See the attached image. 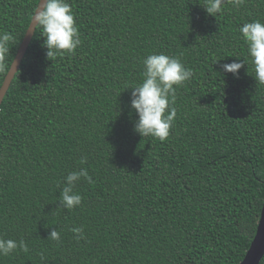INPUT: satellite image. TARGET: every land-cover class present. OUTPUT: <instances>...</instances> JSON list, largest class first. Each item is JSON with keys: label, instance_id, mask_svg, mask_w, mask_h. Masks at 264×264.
I'll list each match as a JSON object with an SVG mask.
<instances>
[{"label": "trees", "instance_id": "16d2710c", "mask_svg": "<svg viewBox=\"0 0 264 264\" xmlns=\"http://www.w3.org/2000/svg\"><path fill=\"white\" fill-rule=\"evenodd\" d=\"M37 3L0 0L7 70ZM68 3L80 45L49 60L36 28L0 104V238L28 247L0 264H238L264 197V84L239 28L264 22V0H225L216 18L203 0ZM153 53L193 71L164 141L134 131L129 104ZM239 60L237 76L220 71ZM80 168L93 182L63 209V179Z\"/></svg>", "mask_w": 264, "mask_h": 264}, {"label": "clouds", "instance_id": "9594fccd", "mask_svg": "<svg viewBox=\"0 0 264 264\" xmlns=\"http://www.w3.org/2000/svg\"><path fill=\"white\" fill-rule=\"evenodd\" d=\"M232 3L238 7L242 0H232ZM224 4L225 0H203V4L200 5L208 15L216 18ZM30 25L33 30L36 28L42 30L40 36L43 37V47L47 50L48 59L63 55L65 52L73 53L81 43L75 14L68 0H39V6L32 13ZM239 32L252 64L253 77L259 84H264V22L259 20L245 22L240 26ZM12 40L13 36L10 33L0 32V71L7 70L6 57L9 55ZM142 63L144 66L142 82L129 87L132 89L130 108L138 117L133 128L141 137L152 136L164 141L169 136L176 116V109L172 105L175 102L177 86L189 81L193 71L187 68L179 57L164 53L150 54ZM244 65V60L233 61L222 64L220 71L237 76L238 70ZM81 178L89 183L93 182L84 168L70 171L64 177L58 200L59 206L63 209L72 210L81 205L83 197L74 190ZM71 231L76 234V239L83 238L82 226L73 227ZM60 237L61 233L56 227L48 235V238L54 241H59ZM18 248L28 251L23 240L0 238V256H8Z\"/></svg>", "mask_w": 264, "mask_h": 264}, {"label": "water", "instance_id": "95a60500", "mask_svg": "<svg viewBox=\"0 0 264 264\" xmlns=\"http://www.w3.org/2000/svg\"><path fill=\"white\" fill-rule=\"evenodd\" d=\"M38 6H39V0H38L36 7ZM30 24H31V20L26 28V31L17 49V52L0 86V104H1V101L6 91L8 90L10 86V83L16 71L18 70V67L23 58V55L34 34L35 30H33ZM263 256H264V197H263V203H262V207H261L260 215H259L258 222L256 225L254 236L252 240L250 241L249 247L247 248L243 258L240 260L238 264H259Z\"/></svg>", "mask_w": 264, "mask_h": 264}]
</instances>
